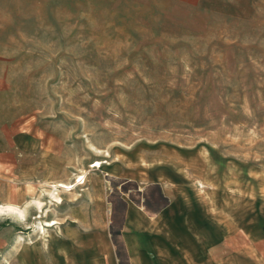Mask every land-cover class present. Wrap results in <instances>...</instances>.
Wrapping results in <instances>:
<instances>
[{
    "label": "rangeland",
    "instance_id": "374dc122",
    "mask_svg": "<svg viewBox=\"0 0 264 264\" xmlns=\"http://www.w3.org/2000/svg\"><path fill=\"white\" fill-rule=\"evenodd\" d=\"M150 144L234 217L264 207V0H0V243L47 236L76 173Z\"/></svg>",
    "mask_w": 264,
    "mask_h": 264
},
{
    "label": "crops",
    "instance_id": "0c3cea01",
    "mask_svg": "<svg viewBox=\"0 0 264 264\" xmlns=\"http://www.w3.org/2000/svg\"><path fill=\"white\" fill-rule=\"evenodd\" d=\"M144 148L76 173L92 172L62 195L47 236L0 243L12 264H264L263 204L250 214L245 194L234 217L232 195L205 188L181 152Z\"/></svg>",
    "mask_w": 264,
    "mask_h": 264
},
{
    "label": "built area",
    "instance_id": "2783aa9c",
    "mask_svg": "<svg viewBox=\"0 0 264 264\" xmlns=\"http://www.w3.org/2000/svg\"><path fill=\"white\" fill-rule=\"evenodd\" d=\"M77 182L80 184H84L85 183V176L78 177Z\"/></svg>",
    "mask_w": 264,
    "mask_h": 264
},
{
    "label": "bare ground",
    "instance_id": "6f19581e",
    "mask_svg": "<svg viewBox=\"0 0 264 264\" xmlns=\"http://www.w3.org/2000/svg\"><path fill=\"white\" fill-rule=\"evenodd\" d=\"M3 209H4V208H3ZM3 209H2V210H3ZM4 210H5V209H4ZM11 210H12V209H11ZM9 211H10V210H9ZM4 212H5V211H4ZM15 212H16V211H15ZM19 212H20V211H19Z\"/></svg>",
    "mask_w": 264,
    "mask_h": 264
}]
</instances>
